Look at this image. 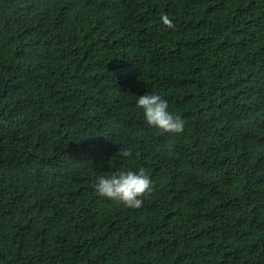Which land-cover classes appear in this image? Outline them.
I'll list each match as a JSON object with an SVG mask.
<instances>
[{"label": "trees", "instance_id": "16d2710c", "mask_svg": "<svg viewBox=\"0 0 264 264\" xmlns=\"http://www.w3.org/2000/svg\"><path fill=\"white\" fill-rule=\"evenodd\" d=\"M0 264H264V0H0Z\"/></svg>", "mask_w": 264, "mask_h": 264}, {"label": "clouds", "instance_id": "9594fccd", "mask_svg": "<svg viewBox=\"0 0 264 264\" xmlns=\"http://www.w3.org/2000/svg\"><path fill=\"white\" fill-rule=\"evenodd\" d=\"M164 23L171 27L165 19ZM136 107L143 110L144 120L150 127L163 133L182 135L185 132V121L168 110V103L160 94L152 93L139 96ZM117 155L127 159L132 157L131 149L120 148ZM94 191L100 197L114 201L128 209H139L145 199L152 196L153 182L145 168L138 171L120 170L110 175H100L93 185Z\"/></svg>", "mask_w": 264, "mask_h": 264}]
</instances>
